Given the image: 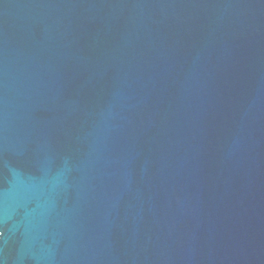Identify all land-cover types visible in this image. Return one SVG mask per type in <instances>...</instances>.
<instances>
[{"label":"water","instance_id":"1","mask_svg":"<svg viewBox=\"0 0 264 264\" xmlns=\"http://www.w3.org/2000/svg\"><path fill=\"white\" fill-rule=\"evenodd\" d=\"M0 264H264V0H0Z\"/></svg>","mask_w":264,"mask_h":264}]
</instances>
